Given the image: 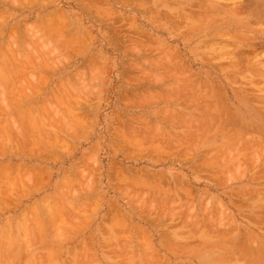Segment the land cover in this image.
<instances>
[{
	"label": "rangeland",
	"instance_id": "374dc122",
	"mask_svg": "<svg viewBox=\"0 0 264 264\" xmlns=\"http://www.w3.org/2000/svg\"><path fill=\"white\" fill-rule=\"evenodd\" d=\"M4 1L0 264H264V0Z\"/></svg>",
	"mask_w": 264,
	"mask_h": 264
},
{
	"label": "bare ground",
	"instance_id": "6f19581e",
	"mask_svg": "<svg viewBox=\"0 0 264 264\" xmlns=\"http://www.w3.org/2000/svg\"><path fill=\"white\" fill-rule=\"evenodd\" d=\"M3 1H4V0H3ZM5 1H6V0H5ZM5 1H4V2H5ZM11 2H12V1H11ZM13 2H14V0H13ZM12 4H13V3H12ZM15 4H16V3H15ZM193 5H194V4H193ZM197 5H198V4H197ZM15 7H16V6H15ZM196 12H197V11H196ZM194 14H196V13H194ZM207 14H208V13H207ZM1 15H2V14H1ZM4 15H5V14H4ZM0 17H1V16H0ZM2 17H3V16H2ZM4 20H5V19H4ZM1 21H2V20H0V22H1ZM62 21H63V20H62ZM41 22H44V20H42ZM42 24H43V23H42ZM43 26H44V25H43ZM11 35H12V34H11ZM11 35H10V36H11ZM11 37H12V36H11ZM14 37H15V36H14ZM69 38H70V37H69ZM7 39H8V38H7ZM12 40H14V38H12ZM138 40H139V39H138ZM138 40H137V41H138ZM139 41H140V40H139ZM9 42H10V41H9ZM16 42H17V41H16ZM1 43H2V42H1ZM10 43H12V42H10ZM12 44H13V43H12ZM14 44H15V43H14ZM14 44H13V46H14ZM40 44H41V43H40ZM6 45H7V44H6ZM0 47H1V46H0ZM4 48H5V47H4ZM14 48H15V47H14ZM2 49H3V48H2ZM37 49H38V48H37ZM39 49H40V47H39ZM43 49H44V48H43ZM4 50H5V49H4ZM41 50H42V47H41ZM8 51H9V50H8ZM13 51H14V54H15V50H14V49H13ZM31 51H32V50H31ZM31 51H30V52H31ZM42 51H44V50H42ZM16 52H17V51H16ZM19 52H20V51H19ZM19 52H18V53H19ZM44 53H45V52H44ZM44 53H43V54H44ZM29 54H30V53H29ZM17 56H18V54H17ZM17 56H16V58H17ZM8 57H9V56H8ZM18 57H19V56H18ZM29 57H30V56H29ZM17 60H18V59H17ZM33 60H35V59H33ZM37 60H38V59H37ZM38 61H39V60H38ZM3 62H4V60H3ZM18 63H19V60H18ZM21 63H22V62H21ZM13 64H14V63H13ZM23 64H24V63H23ZM38 64H39V63H38ZM1 65H2V64H1ZM7 65H8V64H7ZM19 66H20V65H19ZM19 66H18V67H19ZM23 66H24V65H23ZM28 66H29V65H28ZM40 66H41V65H40ZM1 67H2V66H1ZM12 67H14V66H12ZM20 67H22V66H20ZM25 67H26V66H25ZM2 68H3V67H2ZM8 68L10 69V67H8ZM40 68H42V66H41ZM14 69H16V68H14ZM8 71H10V70H8ZM17 71H18V70H17ZM10 73H11V71H10ZM16 74H17V73H16ZM31 75H32V74H31ZM33 75H34V74H33ZM44 75H45V74H44ZM11 76H12V75H11ZM11 76H10V78H11ZM7 77H8V76H7ZM29 77H30V75H29ZM7 79H9V78H7ZM21 79H22V78H21ZM35 79H36V78H35ZM47 79H48V78H47ZM11 80H13V79H11ZM30 80H31V77H30ZM8 81H9V80H8ZM13 81H14V80H13ZM13 81H12V82H13ZM10 82H11V81H10ZM21 82H22V81H21ZM42 82H43V81H42ZM16 83H17V82H16ZM16 83H14V84H16ZM12 84H13V83H12ZM8 86H9V85H8ZM39 86H40V85H39ZM57 86H58V85H57ZM40 87H41V86H40ZM15 88L17 89V87H15ZM20 88H21V87H20ZM20 88H19V89H20ZM5 89H6V87H5ZM5 89H4V90H5ZM12 89H13V88H12ZM19 89H18V90H19ZM53 89H54V88H53ZM1 90H2V89H1ZM4 90H3V92H4ZM20 90H21V89H20ZM25 90H26V87H25ZM26 91H27V90H26ZM30 91H31V90H30ZM54 91H55V90H54ZM59 91H60V90H59ZM27 92H29V91H27ZM31 92H32V91H31ZM33 92H34V91H33ZM39 92H40V91H39ZM55 92H56V91H55ZM60 92H61V91H60ZM60 92H59V93H60ZM0 93H2V91H1ZM4 93H6V92H4ZM22 94H23V93H22ZM52 94H53V93H52ZM58 95H59V94H58ZM61 95H62V94H61ZM64 95H65V94H64ZM21 96H22V95H21ZM30 96H31V95H30ZM1 97H2V96H1ZM28 97H29V96H28ZM67 97H68V96H67ZM23 98H24V97H23ZM64 98H65V97H64ZM24 99H25V98H24ZM65 99H66V98H65ZM68 99H69V98H68ZM4 100H5V99H4ZM66 100H67V99H66ZM0 101H1V100H0ZM2 101H3V100H2ZM2 101H1V103H2ZM42 101H43V100H42ZM19 102H21V101H19ZM52 102H53V101H52ZM65 102H66V101H65ZM21 103H22V102H21ZM212 103H213V102H212ZM53 104H54V103H53ZM26 105H27V104H26ZM68 105H70V104H68ZM209 105H210V104H209ZM0 106H1V105H0ZM5 106H6V105H5ZM12 106H13V105H12ZM47 106H48V105H47ZM28 107H29V106H28ZM36 107H37V106H36ZM86 107H87V106H86ZM7 108H8V107H7ZM31 108H32V107H31ZM40 108H41V107H40ZM48 108H49V107H48ZM55 108H56V107H55ZM198 108H199V107H198ZM204 108H205V107H204ZM204 108H203V109H204ZM207 108L209 109V107H207ZM74 109H75V108H74ZM4 110H5V109H4ZM6 111H7V109H6ZM23 111H24V110H22V112H23ZM39 111H40V110H39ZM49 111H50V110H49ZM51 111H52V110H51ZM29 113H30V111H29ZM53 113H54V112H53ZM48 114H49V113H48ZM54 114H55V113H54ZM58 115H59V114H58ZM213 115H214V114H213ZM28 116H29V115H28ZM41 116H42V115H41ZM44 116H45V115H44ZM55 116H56V115H55ZM62 116H64V115H62ZM77 116H78V115H77ZM208 116H209V115H208ZM30 117H31V116H30ZM48 117H49V116H48ZM79 117H80V116H79ZM79 117H78V118H79ZM198 117H199V116H198ZM66 118H67V116H66ZM70 118H71V117H70ZM70 118H69V119H70ZM76 118H77V117H76ZM55 119H56V118H55ZM198 119H199V118H198ZM198 119H197V120H198ZM214 119H215V118H214ZM223 119H224V118H223ZM41 120H42V119H41ZM60 120H61V119H60ZM65 120H66V119H65ZM67 120H68V118H67ZM67 120H66V121H67ZM82 120L85 122L84 119H82ZM25 121H26V120H25ZM45 121H46V120H45ZM49 121H50V120H49ZM62 121H63V120H62ZM68 121H69V120H68ZM13 122H15V121H13ZM16 122H17V121H16ZM51 122H52V121H51ZM72 122H73V121H72ZM38 123H39V122H38ZM52 123H53V122H52ZM65 123H66V122H65ZM73 123H74V122H73ZM120 123H121V122H120ZM39 124H41V123H39ZM42 124H43V123H42ZM67 124H68V123H67ZM190 124H191V123H190ZM196 124H197V123H196ZM203 124H204V123H203ZM203 124H202V125H203ZM64 125H65V124H64ZM193 125H194V124H193ZM202 125H201V126H202ZM14 126H15V125H14ZM36 126H37V125H36ZM40 126H41V125H40ZM213 126H214V125H213ZM4 127H5V126H4ZM70 127H71V126H70ZM70 127H68V128H70ZM192 127H193V126H192ZM205 127H206V126H205ZM23 128H24V127H23ZM41 128H42V127H41ZM196 128H197V127H196ZM198 128H199V127H198ZM198 128H197V129H198ZM202 128H204V127H202ZM202 128H201V129H202ZM11 129H13V128H11ZM21 129H22V128H21ZM42 129L44 130V128H42ZM66 129H67V128H66ZM4 130H5V129H4ZM14 130H15V129H14ZM16 130H17V129H16ZM22 130H23V129H22ZM43 130H42V131H43ZM70 130H71V129H70ZM123 130H124V129H123ZM7 131H8V130H7ZM7 131H5V132H7ZM18 131H20V129H19ZM18 131H17V132H18ZM63 131H66V130L64 129ZM240 131H241V130H240ZM17 132H16V135H17ZM23 132L27 133L26 130H25V131L23 130ZM126 132H127V131H126ZM217 132H218V131H217ZM2 133H3V132H2ZM12 133H13V132H12ZM12 133H10V134L12 135ZM20 133H22V131H20ZM46 133H47V132H46ZM46 133H45V134H46ZM50 133H51V132H50ZM202 133H203V132H202ZM0 134H1V133H0ZM14 134H15V132L13 133V137L15 138V135H14ZM18 134H19V132H18ZM54 134H55V133H54ZM56 134H58V133H56ZM65 134H66V133H65ZM24 135H25V134H24ZM49 135H51V134H49ZM49 135H48V137H49ZM67 135H68V134H67ZM223 135H224V134H223ZM2 136H3V135H2ZM17 136H18V135H17ZM17 136H16V137H17ZM54 136H55V135H54ZM68 136H70V135H68ZM26 137H27V136H26ZM55 137H57V135H56ZM3 138H4V136H3ZM6 138H7V135H6ZM50 138H51V136H50ZM50 138H49V139H50ZM52 138H53V137H52ZM233 138H235V137H233ZM243 138H244V137H243ZM12 139H13V138H12ZM12 139H11V140H12ZM16 139H17V138H16ZM21 139H22V138H21ZM11 140H10V141H11ZM17 140H18V139H17ZM19 140H20V139H19ZM19 140H18V141H19ZM25 140H26V139H25ZM25 140H24V141H25ZM52 140H54V139H52ZM56 140H57V139H56ZM228 140H229V139H228ZM231 141H232V140H231ZM0 142H1V141H0ZM12 142H13V140L10 142V144H11ZM15 142H16V140L14 141V143H15ZM26 142H27V141H26ZM17 143H19V142H17ZM12 144H13V143H12ZM15 144H16V143H15ZM57 144H58V143H57ZM64 144H65V142H64ZM20 145H21V144H20ZM69 145H70V144H69ZM11 146H12V145H11ZM43 146H44V145H43ZM12 147H14V146H12ZM12 147H11V148H12ZM19 147H21V146H19ZM58 147H59V146H58ZM224 147H225V146H224ZM8 148H9V147H8ZM22 148H23V147H22ZM225 148H226V147H225ZM8 150H9V149H8ZM8 150H7V151H8ZM11 150H12V149H11ZM22 150H23V149H22ZM32 150H33V149H32ZM32 150H31V151H32ZM0 151H1V150H0ZM15 152H17V151H15ZM34 152H35V151H34ZM13 153H14V150H13ZM27 153H28V151H27ZM41 153H42V152H41ZM0 154H1V153H0ZM40 155H41V154H40ZM37 156H38V155H37ZM48 156H49V155H48ZM52 156H53V155H52ZM33 157H34V155H33ZM44 157H46V156H44ZM40 158H41V157H40ZM49 159H50V158H49ZM52 159H53V158H52ZM17 163H18V162H17ZM11 165H12V164H11ZM14 165H15V164H14ZM19 166H20V165H19ZM21 166H22V165H21ZM21 166H20V167H21ZM23 166H24V165H23ZM20 167L16 168V170H17V171L15 170L16 172H15V171H14V172L10 171V174L13 175V174L15 173L16 175H18V173L21 171V169H19ZM24 167H25V166H24ZM14 168H15V167H14ZM33 168H34V167H33ZM45 168H46V167H45ZM24 169H25V168H24ZM25 170H26V169H25ZM41 170H42V169H41ZM27 171H28V170H27ZM29 171H31V170H29ZM32 171H33V170H32ZM23 172H24V171H23ZM23 172H22V173H23ZM20 173H21V172H20ZM22 173H21V174H22ZM32 173H33V172H32ZM10 174H9V175H10ZM15 174H14V175H15ZM21 174H20V175H21ZM6 175H7V174H6ZM23 175L27 177V175H25V172L23 173ZM28 175H29V173H28ZM66 175H67V173H66ZM1 176H2V174H1ZM24 176H22L23 179H24ZM2 177H3V176H2ZM18 177H19V176H17V178H18ZM20 177H21V176H20ZM4 178H5V175H4ZM48 178H49V176H48ZM68 178H69V177H68ZM0 179H2V178H0ZM5 179H6V178H5ZM19 179L21 180V178H19ZM23 179H22V180H23ZM27 179H28V178H27ZM30 179H31V178H30ZM33 179H34V178H33ZM58 179H59V178H58ZM3 180H4V179H3ZM9 180H10V179H9ZM20 180H19V182L22 181V180H21V181H20ZM24 180H26V179H24ZM36 180H37V179H36ZM36 180H35V182H36ZM12 181H13V180H12ZM14 181H15V180H14ZM14 181H13V182H14ZM15 182L17 183V181H15ZM25 182H27V181H25ZM31 182H32V181H31ZM36 183H37V182H36ZM3 185H4V184H3ZM5 185L10 186L11 183H7V184L5 183ZM5 185H4V186H5ZM14 185H15V184H14ZM19 185H20V184H19ZM24 185H25V184H24ZM30 185H31V184H30ZM11 187L13 188V191L16 192V191L14 190V189H15V186H12V185H11ZM17 187H18V185H17ZM44 187H45V186H44ZM0 188H1V186H0ZM22 188H23V187H22ZM71 188H72V187H71ZM9 189H11V188H9ZM24 189H25V188H24ZM0 190H1V189H0ZM4 190H5V189H4ZM4 190H3V191H0V192H3V193H4ZM7 190H8V189H7ZM11 190H12V189H11ZM57 191H58V190H57ZM60 191H61V190H60ZM7 192H8V191H7ZM9 192H10V191H9ZM27 192H28V191H27ZM55 192H56V191H55ZM71 192H72V191H71ZM74 192H75V191H74ZM25 193H26V192H25ZM56 193L59 194V193H62V192H56ZM6 194H7V193H6ZM18 194H19V193H18ZM26 194H27V193H26ZM26 194H25V195H26ZM20 195H21V193H20ZM2 196H3V195H2ZM8 196H9V195H8ZM8 196H7V197H8ZM46 196H47V195H46ZM4 197H5V196H3V198H4ZM9 197H10V196H9ZM48 197H49V196H48ZM54 197H55V196H54ZM61 197H63L62 194H61ZM66 197H67V196H65V198H66ZM5 198H6V197H5ZM46 198H47V197H46ZM46 198H44V199H46ZM9 199H10V198H9ZM48 199H49V198H48ZM57 200H58V199H57ZM57 200H56V202H57ZM45 201L49 203V201H47V199H46ZM58 201H59V200H58ZM64 201H66V200H64ZM68 201H69V200H68ZM41 202H42V201H41ZM12 203H13V202H12ZM58 203H60V202H58ZM36 204H37V203H36ZM14 205H15V203H14ZM48 205H50V204H48ZM5 206H6V205H5ZM30 206H31V205H30ZM36 206H37V205H36ZM65 206H66V205H65ZM74 207H75V206H74ZM43 208H44V207H43ZM26 209H27V207H26ZM52 209H53V208H51V210H52ZM65 210H66V209H65ZM65 210H64V211H65ZM67 210H68V209H67ZM67 210H66V212H68ZM49 212H50V211H49ZM51 214H52V213H51ZM54 215H56V214L54 213ZM63 215H64V213H63ZM36 216H37V215H36ZM68 216H69V214H68ZM61 218H62V217H61ZM63 218H64V217H63ZM65 218H66V217H65ZM30 219H31V218H30ZM55 219H56V218H55ZM55 219H54V220H55ZM10 220H11V219H10ZM58 220H59V219H58ZM65 220H66V219H65ZM60 222H61V221H60ZM28 223H29V222H28ZM58 224H59V223H58ZM195 224H196V223H195ZM3 226H5V225H3ZM194 226H195V225H194ZM196 226H197V225H196ZM6 227H7V226H6ZM4 228H5V227H4ZM61 229H62V228H61ZM29 230H30V229H29ZM32 230H34V229H32ZM55 230H56V228H55ZM58 230H59V229H58ZM3 232H4V231H3ZM3 232H2V233H3ZM5 232H7V231L5 230ZM63 232H64V231H63ZM69 232H70V231H69ZM67 233H68V231H67ZM241 233H242V232H241ZM243 233H244V232H243ZM3 234H4V233H3ZM6 234H7V233H6ZM23 234H24V233H23ZM27 234H28V233H27ZM47 234H48V233H47ZM61 234H62V233H61ZM4 235H5V234H4ZM28 235L30 236V234H28ZM33 235H34V234H33ZM2 236H3V235H2ZM43 236H44V235H43ZM46 236H47V235H46ZM57 236H59V235H57ZM57 236H56V237H57ZM36 237H37V236H36ZM38 237H39V236H38ZM51 237H52V236H51ZM60 237H61V236H60ZM137 237H138V236H137ZM242 237H243V236H242ZM66 238H67V237H66ZM5 239H6V238H5ZM44 239H45V238H44ZM242 239L244 240L245 238H242ZM242 239H241V240H242ZM28 240H29V239H28ZM31 240H33V238H32ZM35 240H36V238H35ZM52 240H53V239H52ZM58 240H59V239H58ZM89 240H90V239H89ZM24 241H25V239H24ZM65 241H66V240H65ZM25 242H26V241H25ZM29 242H30V241H29ZM56 242H57V241H56ZM4 243H5V242H4ZM36 243H37V242H36ZM63 243H64V242H63ZM85 243H86V242H85ZM241 243H242V242H241ZM241 243H239V244H241ZM2 244H3V243H2ZM5 244H6V243H5ZM237 244H238V243H237ZM0 246H1V245H0ZM21 246H22V245H21ZM238 246H239V245H238ZM240 246H241V245H240ZM244 246H245V244H244ZM221 247H222V246H221ZM219 248H220V247H219ZM243 248H244V247H243ZM243 248H242V249H243ZM246 248H248V247H246ZM20 249H21V248H20ZM87 249H88V248H87ZM220 249H221V248H220ZM222 249H223V248H222ZM257 249H258V248H257ZM58 250H59V248H58ZM113 250H114V249H113ZM224 250H225V249H224ZM235 250H236V249H235ZM245 250H247V249H244L243 251L241 250V251H242V254L244 253ZM251 250H252V249H251ZM260 250H261V249H260ZM1 251H2V249H1ZM5 251H6V250H5ZM8 251H9V250H8ZM8 251H7V252H8ZM25 251H27V250H25ZM175 251H176V250H175ZM225 251H227V250H225ZM239 251H240V250H239ZM241 251H240V252H241ZM262 251H263V250H262ZM10 252H11V251H10ZM177 252H178V250H177ZM227 252H228V251H227ZM235 252H236V251H235ZM249 252H250V251H249ZM143 253H144V252H143ZM78 254H79V253H78ZM154 254H155V253H154ZM246 254L248 255V253H246ZM252 254H253V253H252ZM261 254H262V253H261ZM263 254H264V253H263ZM42 255H43V254H42ZM82 255H83V254H82ZM249 255H250V253H249ZM253 255H254V254H253ZM35 256H37V255H35ZM43 256H44V255H43ZM147 256H148V255H147ZM6 257H7V256H6ZM39 257H40V256H39ZM39 257H38V258H39ZM81 257H82V256H81ZM154 257H155V256H154ZM248 257H250V256H248ZM251 257H252V256H251ZM255 257H256V255H255ZM12 258H13V257H12ZM40 258H41V257H40ZM142 258H145V257H142ZM263 258H264V256H263ZM30 259H31V258H30ZM35 259H37V257H35ZM212 259H213V258H212ZM218 259H219V258H218ZM221 259H222V258H221ZM223 259L225 260V258H223ZM250 259H251V258H250ZM253 259H254V258H253ZM253 259H252L251 261H253ZM16 260H17V259H16ZM37 260H38V262H39V259H37ZM230 260H231V259H230ZM245 260H248V259H245ZM43 261H44V260H43ZM251 261H250V262H251ZM64 262H65V261H64ZM157 262H158V261H157ZM157 262H155V263H157ZM43 263H44V262H43ZM81 263H82V262H81ZM144 263H145V262H144ZM39 264H40V263H39ZM79 264H80V263H79ZM82 264H83V263H82ZM147 264H148V263H147ZM258 264H259V263H258Z\"/></svg>",
	"mask_w": 264,
	"mask_h": 264
}]
</instances>
